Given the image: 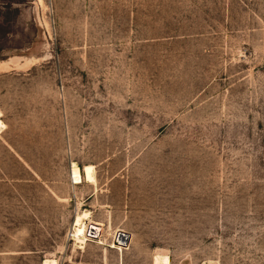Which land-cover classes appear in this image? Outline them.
<instances>
[{
  "label": "rangeland",
  "instance_id": "374dc122",
  "mask_svg": "<svg viewBox=\"0 0 264 264\" xmlns=\"http://www.w3.org/2000/svg\"><path fill=\"white\" fill-rule=\"evenodd\" d=\"M11 58L0 264H264V0H0Z\"/></svg>",
  "mask_w": 264,
  "mask_h": 264
},
{
  "label": "bare ground",
  "instance_id": "6f19581e",
  "mask_svg": "<svg viewBox=\"0 0 264 264\" xmlns=\"http://www.w3.org/2000/svg\"><path fill=\"white\" fill-rule=\"evenodd\" d=\"M16 58H18V57H16ZM31 60V59H30ZM18 66L19 65V63H18V60H16V59H13V58H11L10 60H7V61H1L0 62V70H3V69H9V68H13V66ZM75 163V162H74ZM83 176H82V174H81V169H80V167L77 165V163L76 164H73V167H72V175H73V179H75V182H80V181H82V179L84 178L85 180H87L88 182L90 181V182H93V183H95V177H94V167H93V165L92 164H87V165H85L84 166V169H83ZM83 179V180H84ZM90 211H88V210H86V211H84L82 214H80L78 217H77V220H76V223H75V226L76 227H82L83 226V224H85V223H87V219H88V217L90 216ZM91 219V218H90ZM91 226H93L94 227V229H92V230H90L88 227H91ZM87 228H86V231H90L91 233H93V232H95L96 230H99L100 229V227L98 226V225H96V224H88L87 226H86ZM86 231H85V235H86ZM76 234H77V237H78V242L80 243V244H82V243H84L85 242V235H80L79 233H77L76 232ZM97 235H99V232H97L96 233ZM95 234V235H96ZM128 234V238L127 239H124V237L123 236H121V235H115V238H114V241H115V239H118L119 240V242L117 243V246L120 248L121 246L120 245H127L128 243H129V238H130V235H129V233H127ZM86 243V242H85ZM114 244H115V242H114ZM81 246V245H80ZM82 246H83V244H82ZM81 246V247H82ZM154 260L156 261V263L158 262V264H159V261H162L163 263H165V264H168L169 263V256L168 255H160V254H156L155 255V258H154ZM161 264V263H160Z\"/></svg>",
  "mask_w": 264,
  "mask_h": 264
},
{
  "label": "water",
  "instance_id": "95a60500",
  "mask_svg": "<svg viewBox=\"0 0 264 264\" xmlns=\"http://www.w3.org/2000/svg\"><path fill=\"white\" fill-rule=\"evenodd\" d=\"M127 233H128V232H126V231H124V230H119V231H117V235H118V236H119V235L123 236L124 239H127V238H128V234H127ZM114 242H115V243H118L119 240H118V239H115Z\"/></svg>",
  "mask_w": 264,
  "mask_h": 264
},
{
  "label": "built area",
  "instance_id": "2783aa9c",
  "mask_svg": "<svg viewBox=\"0 0 264 264\" xmlns=\"http://www.w3.org/2000/svg\"><path fill=\"white\" fill-rule=\"evenodd\" d=\"M94 224V223H93ZM90 225V224H89ZM90 230H92V229H94V227L93 226H91V227H88ZM100 230V229H99ZM99 230H96L95 232H93V233H91L90 231H86L87 233H88V235H91V236H95V234L97 233V232H99ZM121 230V229H120ZM119 231V230H118ZM97 235V234H96Z\"/></svg>",
  "mask_w": 264,
  "mask_h": 264
}]
</instances>
